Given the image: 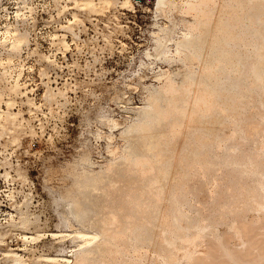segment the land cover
I'll return each instance as SVG.
<instances>
[{
	"label": "rangeland",
	"instance_id": "rangeland-1",
	"mask_svg": "<svg viewBox=\"0 0 264 264\" xmlns=\"http://www.w3.org/2000/svg\"><path fill=\"white\" fill-rule=\"evenodd\" d=\"M187 1L158 8L156 0H0V264H74L84 248L73 238L83 229L99 233L98 242L111 240L93 264H264V95L247 107L246 136L233 130L231 118L215 140L184 117L192 89L157 131L163 162L173 161L152 170L122 156L148 157L149 137L129 130L152 90L168 76L184 87L190 73L201 71L200 61L174 54L196 14ZM223 4L210 2L205 39L228 11ZM230 8L264 23V7ZM165 26L175 28L164 43L168 58L156 44ZM197 83L195 89L205 86ZM195 137L217 141V156L196 146ZM226 158L234 167L223 164ZM58 194L78 200L79 219L55 205Z\"/></svg>",
	"mask_w": 264,
	"mask_h": 264
},
{
	"label": "bare ground",
	"instance_id": "bare-ground-1",
	"mask_svg": "<svg viewBox=\"0 0 264 264\" xmlns=\"http://www.w3.org/2000/svg\"><path fill=\"white\" fill-rule=\"evenodd\" d=\"M211 1H213V0H188L187 1V3H186L187 7H185V8H188L187 10H195V13H196L194 16L195 17L194 22L186 25V29L184 28V30H185V32L183 34L184 36L182 37V39L180 41H176V46H175V48H176L175 52L176 53H174V54L179 55V57L182 56L184 60L189 61L191 59L190 61H192V59H195V60H198V62L200 61L201 64L203 65L201 68V71L198 70L196 72L190 73L189 77L192 80L191 81L192 83H189L184 87H178L176 85V83L174 82V79L170 78L168 76V78L166 79L164 86L162 88L160 87L157 90L154 89V90H152V92L150 91L151 94H149L150 96L147 99L145 105L142 107H138L136 109V116H135V118H133V125L131 126V128L129 130V131L138 132L142 137H145V138L149 137L147 140L144 141L145 142L144 145L147 147V150H148V157L144 156L141 158H138V157L136 158V157H132L130 154L122 155V156H124L123 158L126 160V162L129 161V163H133L136 166L144 165L145 168H146L145 165L148 164L149 167L153 170L155 168V166H159L161 168V166L163 167L166 165L167 161H170V160L173 161V158H168L167 160H164V162H163L161 154L159 152V147H160V141L159 140L160 139L157 136V134H158L157 131L158 130L160 131L161 125L164 124V122H166L169 119V117L172 116L177 111V103H178L179 99L181 97H183L182 95L184 93H187L188 91H191L192 89H194V90L191 91V94H192V92H194L193 93L194 96L192 95L190 98L193 97L192 98L193 100L192 99H190V100L193 101V104H192L193 107L190 109V111L184 112V114H185L184 117L185 118L189 117L188 122L194 121V119H196L198 125L195 126V129H197L200 132L201 136L205 135V134L207 135V133H208L210 136H213L216 140V137L220 136L219 135V130H221L220 128L222 126H225L226 124H229V123L231 124V122H230L231 118L234 119L233 130H235L236 132H238L240 130L239 133L242 134V131L247 129L245 127H248V126L250 127L251 124L248 126H244L245 129H242V127H243L242 125H244L243 123H246L244 121H247L248 116L246 117V115H249V114H247L249 111V110H247V107L250 106L249 104L252 101L253 97L255 98L256 96L258 97V95H260V96L264 95L263 94V92H264V25L263 24L264 23L262 24V22L260 20L256 19L254 16H251V15H248L247 17L244 16L243 18L236 17V16H234L235 13L232 14V10H230L231 9L230 7L232 6V8H233V6H240L246 10L252 7V9L259 8L258 11H260L264 7V0H247V2H245V4H240V2H238L237 0H224V4L222 6L224 7V10L227 8L228 11L227 12L225 11L226 12L225 15L222 16V18H220V20L218 22L216 21L215 27H213V26L212 27L210 26V28L208 27L209 30H207L208 32L206 31L207 37L205 39V36H204L205 31L204 30H206V28H207L206 26L208 24L207 21L210 18V17L208 18L207 12L210 10L208 7H209V4ZM165 4H166V0H156V6L158 8H162ZM233 4H237V5H233ZM209 24H211V23H209ZM159 33H160L159 37H156L157 38L156 44L159 46L158 48L161 47V49H159V50H161L162 52L160 51V53L161 54L163 53L164 57H167L166 56L167 55V52H166L167 51V45L165 46L164 43L166 44V42H169L172 39V37L175 33V28H173L172 26H165V27L160 29ZM247 39L250 40L249 46L251 48L245 47V49L247 48V52H244V50H242L241 48L242 47L244 48L243 44H244V41ZM197 80L202 81V83H204L205 86H203V87L201 86L199 88L197 87L198 89H195L194 86H198ZM188 96H189V94H188ZM215 101L217 102L216 104H218V106L215 105ZM262 103H261V106H262ZM255 104H254V106H255ZM190 107H191V105H190ZM232 108H234V109H232ZM235 110H237L236 113H235ZM259 111H260V109H259ZM232 112H234V117H230V116H233ZM11 114H13V113H9V115H11ZM236 115L239 118L237 117V119H236ZM245 117H246V119H245ZM233 119H232V122H233ZM248 119H250V118H248ZM214 121L217 122V126H215V128H214V126H211V124ZM208 122H209V124H208ZM205 123H207V124L204 126L203 124H205ZM252 125H253V123H252ZM226 127L224 128V130L226 129ZM173 128L177 129L176 130L177 134L180 133L181 130L178 127L174 126ZM227 129H228V127H227ZM254 129H255V127H254ZM247 131H248V129H247ZM223 132H225V131H223ZM236 132H234V134ZM247 133L244 134V132H243L242 135L246 136ZM225 135H227V133ZM155 136H156V139H155ZM234 136L232 135V137H234ZM200 137H195V140H193V143H195L196 146H199L201 148L206 147L207 149L206 150L202 149V151L203 152L207 151L208 155H210V156L213 155V157H214L216 155L214 147H215V145L218 146L219 143L217 141H216L217 144L214 142H210V143L209 142L208 143H202L201 142L200 143V140H201ZM226 137L227 136H225V138ZM153 138H154V140H153ZM234 138H231V139L234 140ZM238 138H239V135L237 136V139ZM240 138H241V136H240ZM240 138H239V140H240ZM188 140L183 141L182 144L187 143ZM220 140H222V139H220ZM226 144H228V143H226ZM236 145H234V146L236 147ZM234 146H233V150H234ZM227 147L232 148V146L230 147L228 145H227ZM238 150H239V148H238ZM180 151H181V147H180ZM226 151H229V149H227ZM236 151L237 150H235V152L232 151L231 154L235 155ZM237 152H239V151H237ZM223 154H224V152H223ZM231 154H229L228 157ZM246 154H248V153H246ZM225 156H227V155H225ZM221 157H224V156H221ZM211 158H212V156H211ZM247 158H250V157H247ZM244 159H246V158H244ZM227 160H228L227 158H226V160L222 159L223 162L224 161L226 162ZM250 160H251V158H250ZM213 161L215 162L214 158H213ZM218 161H219V159H218ZM222 161L220 160L221 163H223ZM225 162L223 163L224 165L226 164ZM229 163H231V160H228V164ZM239 163L242 164L241 162H239ZM254 163H252V164H254ZM227 165H226V167H227ZM229 165H228V168L234 167L232 164L231 165L233 167H230L231 165L230 166ZM234 165H235V163H234ZM236 165H237V163H236ZM257 165H258V163H257ZM253 166H256V165L255 164L252 165L251 170L253 169ZM238 167L240 168V166H238ZM245 167H247V165ZM254 169L256 170L257 167ZM161 170L162 169H160V171ZM165 170L166 169L161 171L162 175L164 172H166ZM247 170H248V167H247ZM251 172H248L247 175H249V173H251ZM254 172L255 171L253 170V174L257 173L258 170L255 173ZM261 172H259V173H261ZM240 173L241 172H239V174ZM251 177H253V176H251ZM263 182H264V180H262L261 183L263 184ZM259 186H261V185L259 184ZM262 187H264V186L262 185L260 188H262ZM260 190H261V192L263 191V195H264L263 188ZM258 192H259V190H258ZM74 193H77V192H74ZM53 200H54V203L57 207L63 208V214L64 215L75 218L76 220L79 219V217L81 216L80 215L81 212L78 213L75 210V208L79 207L78 200H76L75 198L58 194L54 197ZM175 200H178V198H176V199L173 198L174 204H175V202H177ZM177 204H178V202H177ZM259 206H261V202H260ZM263 209H264V206H263ZM66 218H68V217H66ZM66 218H64V221L66 224L69 225V219H66ZM143 223H144V221H143ZM136 224L137 223H135V225ZM138 224H139V222H138ZM263 224H261V225H263ZM140 225L139 226L136 225L137 228L140 227ZM136 226H134V227H136ZM141 226L143 227V224ZM146 226H148V225H146ZM175 226H178V224ZM248 226H250V225H248ZM131 228H129L128 231ZM140 228H138V229H140ZM259 228H261V227H259ZM144 229H145V227L143 229L141 228L139 232H143V234H144V231H141ZM252 229H253V227H252ZM262 229H263V227H262ZM133 230H134V228H132V231L131 230L130 231H131V233L133 232V235H134L135 233H137V230L136 229H135L136 231L134 230L135 233ZM149 230H151V228ZM179 230H180V232H179ZM241 230H242V228H241ZM252 231H254V230H252ZM139 232L134 235V237L137 239L139 238L137 236V235H139ZM178 232L182 233L183 235L185 234L179 228H178ZM98 234L93 233L87 229L86 230L83 229V230L79 231L78 234L74 235L75 237L73 239L80 242L78 247L81 246L84 248L83 250H80V251L76 252V254H74L75 255V263L74 264H93L90 262V259L93 258L94 253L102 251L103 250L102 247L106 246L108 244V242L111 241V240L105 241V239L103 238L104 242L103 241L98 242L99 241ZM140 234H142V233H140ZM177 235L180 236L179 234H177ZM186 235H188V234H186ZM116 237H117V235H116ZM141 237H144V236L141 235ZM188 237H189V235H188ZM195 237H198V236L196 235ZM97 239H98V241H97ZM144 239H145V237H144ZM192 239L193 238H191V240ZM191 240H190V242L192 243ZM171 241L172 240L169 239V243H171ZM181 241H184V238ZM187 241H188V239H187ZM194 241H196V240H194ZM246 241H248V240H246ZM136 243H138V242H136ZM183 243H185V242H183ZM192 245H190V243H189V246H192ZM107 246H106V248H107ZM249 247H250V245H249ZM106 248L104 247L105 250H106ZM191 251L192 250H190V252ZM188 254L191 255V253H188ZM194 254L197 255V253H193L192 255H194ZM186 257H187V255H186ZM241 257L244 258L243 256H241ZM241 257H238V258H241ZM260 258H261V260H263L264 259L263 255L262 256L260 255ZM52 260H54V259H52ZM197 260L199 261V259H197ZM201 260H203V259H200V261L199 262L197 261L196 263L197 264L202 263ZM256 260H258V259H256ZM256 260H254V261H256ZM65 261L68 262V260H65ZM212 261L213 260L211 259L210 262H212ZM203 262H205V261H203ZM212 263H214V262H212ZM258 263H259V261H258ZM219 264H221V263H219Z\"/></svg>",
	"mask_w": 264,
	"mask_h": 264
}]
</instances>
